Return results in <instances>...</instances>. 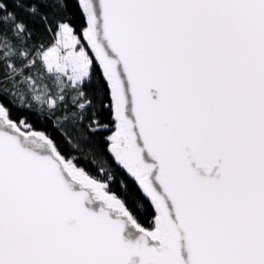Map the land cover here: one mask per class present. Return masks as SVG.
I'll use <instances>...</instances> for the list:
<instances>
[{"label":"snow or ice","instance_id":"obj_1","mask_svg":"<svg viewBox=\"0 0 264 264\" xmlns=\"http://www.w3.org/2000/svg\"><path fill=\"white\" fill-rule=\"evenodd\" d=\"M0 264H264V0H0Z\"/></svg>","mask_w":264,"mask_h":264}]
</instances>
